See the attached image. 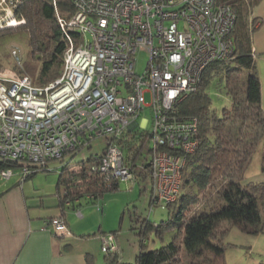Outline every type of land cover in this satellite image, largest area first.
<instances>
[{
    "label": "built area",
    "instance_id": "1",
    "mask_svg": "<svg viewBox=\"0 0 264 264\" xmlns=\"http://www.w3.org/2000/svg\"><path fill=\"white\" fill-rule=\"evenodd\" d=\"M71 1L69 16L56 14L65 41L57 77L37 84L25 72L0 69V160L21 167L27 176L47 169L52 159L75 153L93 136L105 135L91 169L119 181L133 180L135 168L114 139L148 105L150 167L140 163L138 168L152 180L150 208L172 201L185 155L196 147L198 121L171 111L196 90L210 61L232 54L234 12L215 0ZM2 2L4 16L10 14L11 0ZM141 46L148 60L137 73L135 55ZM11 54L20 66L19 49L13 47ZM11 166L0 168L3 178L13 174ZM47 224L57 236L68 234L62 215ZM116 248L112 234L101 235L102 251Z\"/></svg>",
    "mask_w": 264,
    "mask_h": 264
},
{
    "label": "trees",
    "instance_id": "2",
    "mask_svg": "<svg viewBox=\"0 0 264 264\" xmlns=\"http://www.w3.org/2000/svg\"><path fill=\"white\" fill-rule=\"evenodd\" d=\"M256 1L215 0L216 4L227 5L234 12L229 32L233 52L210 61L196 90L185 95L171 111L184 118L196 117V147L185 155L175 199L165 203L168 219L159 224L143 219L140 227L142 230L154 229L157 234L164 227H174L176 233L172 240L153 249L144 248L141 242L134 262L121 260L118 248L103 251L102 264H224L223 236L230 225L246 233L263 232L264 181L240 182L260 139H263L261 162L264 169L261 82L254 65L255 49L249 37V12ZM10 6L13 16L24 20L17 27L27 29L31 54L39 60L37 75L32 80L45 84L62 70L65 41L56 14L69 16L73 12V3L71 0H11ZM0 10L4 13L3 8ZM214 74L224 78L225 91L231 98V105L222 108L220 115L209 110L205 93ZM149 136L151 130L147 132L145 128L134 126L114 139L132 168L136 167L135 156L141 153V146L148 142ZM148 148L151 153V143ZM101 152L90 153L78 160L72 158V153L65 162L61 158L56 183L59 203L63 205L69 201L68 205L74 204L82 197L93 200L106 191L118 189L117 178L91 169L92 162ZM149 159H141L146 169L150 167ZM8 165L15 164L0 160V168ZM146 173L139 172L143 177ZM211 193L216 197L211 198Z\"/></svg>",
    "mask_w": 264,
    "mask_h": 264
},
{
    "label": "rangeland",
    "instance_id": "3",
    "mask_svg": "<svg viewBox=\"0 0 264 264\" xmlns=\"http://www.w3.org/2000/svg\"><path fill=\"white\" fill-rule=\"evenodd\" d=\"M0 1V9H2L4 2ZM12 17V12L5 16L4 13H0V29L13 26L0 31V69L7 68L26 72L34 80L39 69V60L31 54L27 29L22 26L17 27L24 20L22 19L18 23L16 19V25L5 24ZM249 20L250 43L255 49L254 65L261 82V106L264 109V0H257L252 4ZM13 47L19 49L21 66H18L16 58L11 54ZM147 60L146 48L139 47L134 62V69L137 73H142L145 70ZM224 84V78L214 74L205 88L206 97L209 100V110L216 115H220L222 108L231 105V98L226 93ZM148 100L149 94L145 92V101ZM143 119H146L145 131L149 132L151 130V112L148 105L144 106L134 118L139 125ZM150 143L151 138L149 136L148 142L141 146V153H137L135 156L136 167L133 171L135 176L133 180H120L118 189L106 191L97 199L89 200L82 197L80 201H76L74 204L64 203L63 214L67 226L72 230L74 236L79 238L78 242L81 245L90 247L93 261L96 264L104 262V252L101 250L102 234H112L121 260L134 262L141 242L146 249L157 248L171 241L176 233L174 227H164L158 234L154 229L142 230L140 227L143 219L154 224H159L161 221L165 222L168 219V206L165 202L159 201L150 208L149 197L152 193V180L147 173L144 177L139 174L138 167L141 159L151 156L147 150ZM105 144V135L93 136L88 144L82 145L76 150L72 158L78 160L79 158H86L90 153H100ZM262 147L263 139H260L255 145L250 161L240 180L242 184L250 181H264V169H262L261 162ZM71 155L72 153L64 155L63 161L69 160ZM60 164L61 159H52L47 163V169L32 172L27 176L24 175L21 167L13 165L11 166L13 174L10 177L3 178L0 175V189H5L15 183L25 184V186H29V191H31L30 199L27 198L29 206L41 208L43 212H46V209L59 206L56 183ZM211 194V198L216 197L215 194ZM202 201L205 200L200 202ZM76 210H79L81 215H77ZM257 237L256 234L243 232L238 227L230 225L223 236L224 264L264 263V236H260V239ZM63 239L65 240L64 237Z\"/></svg>",
    "mask_w": 264,
    "mask_h": 264
},
{
    "label": "crops",
    "instance_id": "4",
    "mask_svg": "<svg viewBox=\"0 0 264 264\" xmlns=\"http://www.w3.org/2000/svg\"><path fill=\"white\" fill-rule=\"evenodd\" d=\"M134 123L135 120L130 128H144L146 119L140 125ZM30 194L29 186L22 183L0 189V264L93 263L90 247L81 245L68 226L67 235L57 236L47 224L50 217H64L63 206L67 203H58V207L43 212L29 206ZM256 235L258 239L264 236V226L263 232Z\"/></svg>",
    "mask_w": 264,
    "mask_h": 264
},
{
    "label": "bare ground",
    "instance_id": "5",
    "mask_svg": "<svg viewBox=\"0 0 264 264\" xmlns=\"http://www.w3.org/2000/svg\"><path fill=\"white\" fill-rule=\"evenodd\" d=\"M17 22L20 23V21H17ZM16 24H17L16 19H14L13 17H12V19L8 20V25H16Z\"/></svg>",
    "mask_w": 264,
    "mask_h": 264
},
{
    "label": "clouds",
    "instance_id": "6",
    "mask_svg": "<svg viewBox=\"0 0 264 264\" xmlns=\"http://www.w3.org/2000/svg\"><path fill=\"white\" fill-rule=\"evenodd\" d=\"M14 19H16L14 16H13ZM12 19V18H11ZM20 21V20H19ZM21 22V21H20ZM7 25V24H6ZM73 155V154H72ZM59 168V167H58ZM60 169H58V173H59ZM67 225V224H66Z\"/></svg>",
    "mask_w": 264,
    "mask_h": 264
},
{
    "label": "water",
    "instance_id": "7",
    "mask_svg": "<svg viewBox=\"0 0 264 264\" xmlns=\"http://www.w3.org/2000/svg\"><path fill=\"white\" fill-rule=\"evenodd\" d=\"M132 123V122H131ZM134 124H136V123H134Z\"/></svg>",
    "mask_w": 264,
    "mask_h": 264
}]
</instances>
